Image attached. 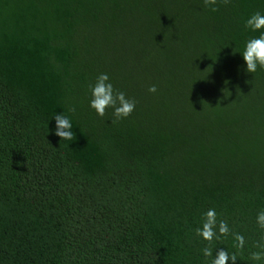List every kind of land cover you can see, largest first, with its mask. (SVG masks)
Wrapping results in <instances>:
<instances>
[{"label":"trees","instance_id":"16d2710c","mask_svg":"<svg viewBox=\"0 0 264 264\" xmlns=\"http://www.w3.org/2000/svg\"><path fill=\"white\" fill-rule=\"evenodd\" d=\"M218 7L0 0V264H264V69L241 54L264 0ZM101 73L136 101L127 119L89 106ZM209 208L243 250L230 234L203 256Z\"/></svg>","mask_w":264,"mask_h":264},{"label":"clouds","instance_id":"9594fccd","mask_svg":"<svg viewBox=\"0 0 264 264\" xmlns=\"http://www.w3.org/2000/svg\"><path fill=\"white\" fill-rule=\"evenodd\" d=\"M227 5L231 0H220ZM206 7L212 12L219 10L218 0H204ZM245 27L252 32H260L258 37H253L246 42L244 51L241 53L246 63L247 73H256L257 69H264V14L260 12L253 13L245 22ZM91 100L90 107L95 110L99 117L108 115V111H112V115L116 120L127 119L135 111L136 101L127 97L123 91L114 88L110 82L107 73H101L97 76L94 84L90 85ZM150 93H155L157 88L151 85L148 88ZM74 111V109H73ZM55 132L61 140L71 141L74 139L73 126L71 120L62 113L55 114ZM256 223L260 229H264V210L256 215ZM195 234L201 237L208 244L202 249L204 257H213L212 242L219 240L221 237L227 238L233 235L237 242L236 247L243 250L245 246V238L240 233H234L229 227L227 220L219 219L214 208H209L203 214V222L201 227L195 229ZM255 247L260 251L252 252L250 259L253 261L264 260V244L257 243ZM238 257L236 253L229 254L224 248L215 250V255L211 264H237Z\"/></svg>","mask_w":264,"mask_h":264}]
</instances>
